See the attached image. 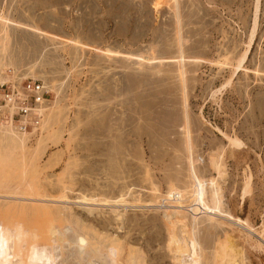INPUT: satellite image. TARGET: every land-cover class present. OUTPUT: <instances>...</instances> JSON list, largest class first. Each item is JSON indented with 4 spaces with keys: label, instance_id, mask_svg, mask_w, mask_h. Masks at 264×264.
<instances>
[{
    "label": "rangeland",
    "instance_id": "1",
    "mask_svg": "<svg viewBox=\"0 0 264 264\" xmlns=\"http://www.w3.org/2000/svg\"><path fill=\"white\" fill-rule=\"evenodd\" d=\"M19 76L49 102L32 137L0 112L14 264H264V0H0V82ZM191 157L253 235L173 207Z\"/></svg>",
    "mask_w": 264,
    "mask_h": 264
},
{
    "label": "built area",
    "instance_id": "2",
    "mask_svg": "<svg viewBox=\"0 0 264 264\" xmlns=\"http://www.w3.org/2000/svg\"><path fill=\"white\" fill-rule=\"evenodd\" d=\"M49 92L39 80L17 78L0 82V112L20 134L38 135Z\"/></svg>",
    "mask_w": 264,
    "mask_h": 264
},
{
    "label": "bare ground",
    "instance_id": "3",
    "mask_svg": "<svg viewBox=\"0 0 264 264\" xmlns=\"http://www.w3.org/2000/svg\"><path fill=\"white\" fill-rule=\"evenodd\" d=\"M190 153H191V148H190ZM190 162H191L192 176H193L195 184H196L195 185V192H194L195 204L193 206L187 207L185 205V203L176 202V201L175 202L170 201L171 204H174L173 207L177 208V209L178 208L179 209H185V210L191 212V215L193 216V219L195 221L198 219V216L200 214V212L198 213V212H196V210H201L202 214H211V215H214V216L220 215L222 217H226L227 216L229 218V220H231L234 223H236V225L241 230L246 231V232L250 233L251 235H253L254 234L253 230L250 229L243 220H241V219L234 220L232 216H228V215H224L223 214L222 203H221V200H220L221 196H220V194L218 192V189H217L218 188L217 187V183L215 181H213V180L204 181V180L200 179L198 177L196 171H195L194 160L192 159V157L190 159ZM209 186L216 187V189H214V194H213L214 198H213L212 204L207 200V194H208L207 193V189H208ZM172 197L175 200H178V198L181 199L180 193H178V192L177 193H173ZM195 207H198V208H195ZM179 223H183V222L179 221ZM183 224H184L183 226L186 228L187 225L185 223H183ZM188 234H189V238L187 237V239H189L190 242L193 245H195L196 248L198 249L199 248V244H198V241H197V239L195 237V232L189 230ZM10 240H11V235L8 232L4 231V229L1 230L0 231V262H1V264H14L13 263V259L15 258L16 255L12 256V254L10 253V248H11V247H9ZM190 242L189 241L186 242L187 244L185 245V248L182 251L183 253H186V252L189 251V247H191L190 246V244H191ZM259 242L264 246V242L262 240H259Z\"/></svg>",
    "mask_w": 264,
    "mask_h": 264
}]
</instances>
